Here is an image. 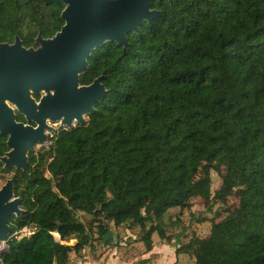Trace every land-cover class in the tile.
I'll list each match as a JSON object with an SVG mask.
<instances>
[{
    "label": "trees",
    "instance_id": "trees-1",
    "mask_svg": "<svg viewBox=\"0 0 264 264\" xmlns=\"http://www.w3.org/2000/svg\"><path fill=\"white\" fill-rule=\"evenodd\" d=\"M64 8L0 0V44L19 36L37 47L38 34L64 25ZM152 9L160 15L128 32L127 46L109 40L89 57L79 81L101 77L107 95L86 123L61 128L30 152L26 170L12 169L23 213L10 220L3 264H69L72 252L102 246L112 224L137 231L151 252L155 233L171 240L178 218L165 222L169 211L195 199L213 214L197 220L210 234L184 228L177 255L264 264V0H154ZM7 148L0 134V157ZM220 154L222 183L204 196L195 177ZM27 227L34 232L19 238Z\"/></svg>",
    "mask_w": 264,
    "mask_h": 264
},
{
    "label": "water",
    "instance_id": "water-1",
    "mask_svg": "<svg viewBox=\"0 0 264 264\" xmlns=\"http://www.w3.org/2000/svg\"><path fill=\"white\" fill-rule=\"evenodd\" d=\"M64 25L52 37L38 34L37 47L16 36L0 44V134L9 150L0 157L5 168L26 170L29 153L49 140V131L85 124L107 90L98 77L81 84L89 57L106 41L127 46V33L160 15L154 0H62ZM34 95H41L39 101ZM36 126L17 121L16 112ZM14 181L0 188V244L12 234L10 220L23 213Z\"/></svg>",
    "mask_w": 264,
    "mask_h": 264
},
{
    "label": "rangeland",
    "instance_id": "rangeland-1",
    "mask_svg": "<svg viewBox=\"0 0 264 264\" xmlns=\"http://www.w3.org/2000/svg\"><path fill=\"white\" fill-rule=\"evenodd\" d=\"M76 124H74L75 126ZM56 131H49V140L45 143H40L36 146L35 152H38L41 147L48 148L52 143L51 137L58 134L60 131V124H54ZM226 164V155L220 154L215 159L209 162H204L200 168V171L195 177L197 184V191L207 196L211 192H216L222 183V176L224 172V166ZM14 171L10 169L8 172H0V188L6 183L7 179L11 178ZM49 175L48 172H46ZM236 203V197H230L227 204L233 205ZM204 200L195 199L191 209L181 210L179 208H173L169 211L168 215L165 216V222H170V220L178 218V224L176 226H168L167 232L171 236L169 243L159 237L158 233L153 235L154 248L151 252H145V246L142 241L138 240V233L135 230L127 229L123 227H116L114 224L111 225L112 231L108 235V240L112 243L104 244L101 246L94 245L95 248L87 246L82 253L76 254L71 253V258L69 264H76L80 258L85 254L98 255L102 260L112 255L118 258L119 264H138V261L150 256V261L147 264H172L169 260L171 258L173 264H193L194 259L186 254H176V249L180 245V242L185 238L183 236L184 228L188 231V235L195 233L200 237H206L210 234L211 224L209 221L198 222L199 218L204 216H212L213 214L206 215ZM85 216H82L84 219ZM34 232L33 228L27 227L17 233L19 238L23 236H29ZM56 237V236H55ZM112 237V238H111ZM60 238L59 234L56 237ZM107 238V237H106ZM105 238V241H106ZM76 240L72 239L69 244H75ZM7 249V242L0 244V253ZM156 250V251H155ZM0 264H3L0 259Z\"/></svg>",
    "mask_w": 264,
    "mask_h": 264
},
{
    "label": "built area",
    "instance_id": "built-area-1",
    "mask_svg": "<svg viewBox=\"0 0 264 264\" xmlns=\"http://www.w3.org/2000/svg\"><path fill=\"white\" fill-rule=\"evenodd\" d=\"M76 264H106L98 255L85 254Z\"/></svg>",
    "mask_w": 264,
    "mask_h": 264
},
{
    "label": "flooded vegetation",
    "instance_id": "flooded-vegetation-1",
    "mask_svg": "<svg viewBox=\"0 0 264 264\" xmlns=\"http://www.w3.org/2000/svg\"><path fill=\"white\" fill-rule=\"evenodd\" d=\"M34 97L36 98L37 101H39L40 98H41V95H34ZM15 112H16V111H15ZM16 116H17V121H18V122H23V123H25V124H31V125H33V126H36V124H35L34 122L27 121L24 115H22V114L16 112ZM4 137L6 138V143H7L8 137H6V136H4ZM7 147H8V144H7ZM8 150H9V148H7V151H8ZM7 151H5L4 154H5ZM4 154H3V155H4ZM3 155H2V156H3ZM29 155H30V153H29ZM2 156H1V157H2ZM0 162H1V161H0ZM1 163H2V162H1ZM2 164H3V163H2ZM3 168L6 169L7 171L10 170V169H13V168L16 169L15 167H11V168H8V169H7V168L4 167V164H3ZM16 170H17V169H16ZM11 178H12V177H11ZM12 179H13V178H12ZM13 181H14V180H13Z\"/></svg>",
    "mask_w": 264,
    "mask_h": 264
},
{
    "label": "crops",
    "instance_id": "crops-1",
    "mask_svg": "<svg viewBox=\"0 0 264 264\" xmlns=\"http://www.w3.org/2000/svg\"><path fill=\"white\" fill-rule=\"evenodd\" d=\"M108 238L109 237H107L106 238V242L107 243H105V244H109V243H112V241L111 240H108ZM112 238V237H111ZM156 251V250H155ZM147 259H150V256H148V257H146ZM119 260H118V258H116V256H114V253L112 254V255H110V256H108V257H106L105 258V262H106V264H119V262H118ZM172 264H173V262L172 261H174L172 258H171V260H169ZM125 264H128V263H126V262H124ZM121 264V263H120ZM167 264V263H166Z\"/></svg>",
    "mask_w": 264,
    "mask_h": 264
},
{
    "label": "bare ground",
    "instance_id": "bare-ground-1",
    "mask_svg": "<svg viewBox=\"0 0 264 264\" xmlns=\"http://www.w3.org/2000/svg\"><path fill=\"white\" fill-rule=\"evenodd\" d=\"M54 234H55L56 237L58 236V234H57L56 232H55ZM1 244H2V243H1Z\"/></svg>",
    "mask_w": 264,
    "mask_h": 264
}]
</instances>
